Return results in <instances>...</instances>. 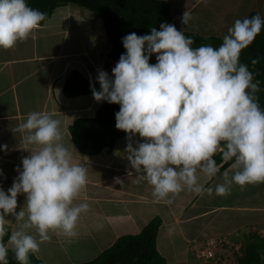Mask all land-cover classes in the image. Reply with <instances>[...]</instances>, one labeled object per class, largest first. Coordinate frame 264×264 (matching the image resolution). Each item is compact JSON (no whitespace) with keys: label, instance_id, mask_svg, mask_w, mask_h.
<instances>
[{"label":"clouds","instance_id":"obj_1","mask_svg":"<svg viewBox=\"0 0 264 264\" xmlns=\"http://www.w3.org/2000/svg\"><path fill=\"white\" fill-rule=\"evenodd\" d=\"M46 18L26 0H0V48L26 41ZM192 18L185 11L181 22L188 25ZM262 29L260 14L236 19L218 47H193V38L162 23L150 34L132 32L122 38L126 52L112 69L114 79L98 70L100 91L92 86L93 97L120 105L115 127L128 134L126 158L138 174L136 183L147 181L157 201L171 204L185 191L227 197L233 184L243 189L264 183V108L257 95L261 82L240 61L242 50ZM153 55L155 64L150 63ZM61 124L53 113L34 111L15 129L24 134L25 145L35 148L22 158V170L17 169L7 192L0 188V264H9V245L18 264H30V254L51 239L50 232L74 238L81 214L89 210L87 203H74L86 188L88 169L74 162ZM137 134L143 142L134 146ZM229 162L223 183L213 189L200 182L201 175L217 177ZM21 194L25 203L17 212Z\"/></svg>","mask_w":264,"mask_h":264},{"label":"crops","instance_id":"obj_2","mask_svg":"<svg viewBox=\"0 0 264 264\" xmlns=\"http://www.w3.org/2000/svg\"><path fill=\"white\" fill-rule=\"evenodd\" d=\"M163 1L169 4L171 24L183 32L218 36L222 30L227 35L228 28L234 24L228 10L232 6L227 0ZM249 10L241 14V19L248 17ZM185 11L193 17L188 25L181 22ZM89 12L73 4L58 7L26 41L18 42L12 49L0 48V170L3 172L0 188L7 192L19 175L17 169L22 170V158L35 148L25 145L24 134L15 131L26 121L28 113L34 111L53 113L54 118L61 120L63 142L73 152L74 162L88 169L86 188L74 201L89 205V210L80 216L77 235L69 239L59 231L50 232L51 239L41 243L40 251L34 256L43 264L87 263L120 237L139 234L155 218L160 220L155 246L166 264H197L190 246H202L208 239L228 238L243 247L254 230L264 228V183L243 189L233 184L227 197L218 196L215 191L211 196L185 191L167 204L153 197L152 186L147 181L136 183L138 174L131 168L125 152L128 134L97 155L83 154L74 145L68 127L78 118L93 117L101 105L93 94L67 98L62 91L64 79L72 71L99 83L97 49L94 47L90 52L89 45L81 43L79 27L74 25L76 21L82 26L84 17L88 18L93 26L92 36L95 27L92 15L95 14ZM226 15L230 19H224ZM209 29L215 34L205 33ZM72 37L74 43L78 42L75 46L70 45ZM109 61L104 71L108 66L113 68ZM108 74L113 78L112 69ZM135 141L143 142L138 134L134 137V146ZM3 145H7V150ZM230 167L231 164L211 180L201 175L200 182L214 189L216 184L223 183L222 173ZM24 203L25 195L21 194L17 212ZM15 227L13 223L9 235ZM30 232L39 239L35 229Z\"/></svg>","mask_w":264,"mask_h":264},{"label":"trees","instance_id":"obj_3","mask_svg":"<svg viewBox=\"0 0 264 264\" xmlns=\"http://www.w3.org/2000/svg\"><path fill=\"white\" fill-rule=\"evenodd\" d=\"M26 3L47 14L48 20L53 11L69 4L77 5L95 14L101 20L103 29L110 45L107 57L112 61L113 68L119 61L121 54L126 52L122 38L135 32L138 36L151 33L152 28L160 30V24H171V13L167 2L163 0H26ZM259 14L252 10L248 17ZM264 18V16L262 17ZM43 21L41 22V24ZM194 39L193 47L211 44L218 47L223 38L216 36H201L196 33L184 32ZM253 60H258L255 65ZM240 61L257 73L261 91L257 94L261 107L264 108V29L257 35L254 42L242 50ZM153 64L156 63L154 59ZM92 86L100 91V84L91 82L85 75L72 71L64 79L63 94L67 98L92 94ZM120 105L101 101L100 107L91 118H78L69 127L68 132L76 148L86 155H97L104 148H112L117 140L127 135L115 127V114ZM218 164L222 163L221 156L215 157ZM231 162L223 164L225 170ZM160 220H151L139 234L120 237L108 249L104 250L94 260L83 264H166L156 250L155 242ZM8 236L5 237V241ZM242 257L239 264H264V241L255 234L245 239L241 248ZM9 264H18L14 252L10 249ZM30 264H43L34 254H30Z\"/></svg>","mask_w":264,"mask_h":264},{"label":"rangeland","instance_id":"obj_4","mask_svg":"<svg viewBox=\"0 0 264 264\" xmlns=\"http://www.w3.org/2000/svg\"><path fill=\"white\" fill-rule=\"evenodd\" d=\"M224 1H226V0H224ZM238 1H239V4H237ZM226 3L228 5L231 3V6H232V9H228L229 11L231 10V12H229V14L231 15L230 16L231 19L227 15L225 16L224 19H227L229 17V19H230L232 24L235 22L236 19H241V14L243 12H245L247 9L249 10L250 8H252V10H254V11L258 10L259 11L258 13L261 15V17L264 16V5H263L264 4V0H227ZM218 6L220 7V5H218ZM261 6H263V7H261ZM228 10H226V11H228ZM249 11H251V9ZM89 13H91V12H89ZM92 17L95 19L94 20L95 21V27H94V30L92 31V36H91V33H90L91 31L90 30H92L93 26H90V24H89L90 21L87 20L88 18L84 17V22L82 21V23H83L82 26H81L80 23H78L76 21L74 22V25H75V27H79L81 43L83 45H85V46L89 45L90 48H88V50L90 52H92L94 47H95V49H97L96 53H97V56H98V59H99L97 67H98V70H103L104 67H105V64L107 65V62L108 63L110 62L109 58H108L109 60H107V59H106L107 61L105 60V58H107V55H108L107 52L110 49V45L108 44V41H107L105 33H103V29H102V25H101L102 23H100L101 21H99V19L96 17V15H92ZM95 17L98 20H96ZM87 24H89V25H87ZM201 28H204V27H201ZM212 31L213 30L209 29L205 33L215 34ZM219 32H220V34H217L218 36H216V37L222 38V37L225 36V35H223V33H222L223 31L222 30H220ZM93 34H95V35H93ZM210 36H214V35H210ZM205 37H209V36H205ZM77 44H78V42L76 41L74 43V38L72 37L70 45L75 46ZM87 53L85 52V54H87ZM151 59H153V60L155 59L156 60L155 55H153L151 57ZM150 63H152V61H150ZM109 69L111 70L113 68H110L108 66L107 69H106L107 70L106 72H109ZM261 228L262 227H259V228H257V230H259ZM195 262L197 264H199L196 260H195Z\"/></svg>","mask_w":264,"mask_h":264},{"label":"built area","instance_id":"obj_5","mask_svg":"<svg viewBox=\"0 0 264 264\" xmlns=\"http://www.w3.org/2000/svg\"><path fill=\"white\" fill-rule=\"evenodd\" d=\"M264 241V228L252 232ZM242 245L228 238L208 239L202 246H190V252L199 264H239ZM264 263V257H263Z\"/></svg>","mask_w":264,"mask_h":264}]
</instances>
